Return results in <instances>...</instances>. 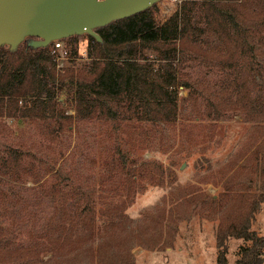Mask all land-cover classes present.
I'll list each match as a JSON object with an SVG mask.
<instances>
[{
	"label": "trees",
	"instance_id": "obj_1",
	"mask_svg": "<svg viewBox=\"0 0 264 264\" xmlns=\"http://www.w3.org/2000/svg\"><path fill=\"white\" fill-rule=\"evenodd\" d=\"M158 12L154 4L96 29L100 42L85 35L83 63L76 60L78 36L67 38L69 59L61 70L55 69L51 45L32 48L29 41L34 38H25L29 41L14 50L0 46V121L33 123L50 143L70 135L74 120H113L122 110L142 123L170 124L179 112L177 89L185 90L182 101L193 105L204 91L198 83L193 87L178 78L180 64L187 61L227 76L219 91L226 98L220 96L215 103L203 98L207 120H219L218 109L227 103L241 108L249 120H264V0H185L179 12L155 21ZM3 123L0 134L7 130ZM28 150L24 145L0 149V183H16L32 172L25 162L33 158ZM253 154L264 178V138ZM53 192L59 194L56 186ZM58 196L49 223L28 243H15L0 227V264H76L91 258L93 193L72 188ZM226 198L217 232L220 254L226 239H241L250 245L240 249L237 264H263L264 237L249 229L264 203V183L260 194L236 192ZM70 200L73 208L68 210ZM6 205L10 211H0V217L13 218V205ZM113 237V229H108L101 238L100 259L105 258L104 248L111 250ZM115 251L103 264H133L126 245ZM220 254L218 264H225Z\"/></svg>",
	"mask_w": 264,
	"mask_h": 264
},
{
	"label": "rangeland",
	"instance_id": "obj_2",
	"mask_svg": "<svg viewBox=\"0 0 264 264\" xmlns=\"http://www.w3.org/2000/svg\"><path fill=\"white\" fill-rule=\"evenodd\" d=\"M167 4L170 0L156 3L160 19L167 17L160 15ZM62 43L68 53L66 39ZM78 43L76 60L83 63L85 34ZM179 73L180 80L193 87L198 83L204 91L193 105L183 102L187 92L177 89L179 112L170 124L142 123L122 110L113 120H74L70 135L50 143L33 123L0 121L7 128L0 134V149L24 145L33 157L25 160L33 168L29 175L0 183V211L9 213L7 202L14 208L13 218L0 217L6 236L19 245L31 241L49 223L58 195L75 188L93 193L96 212L93 254L76 264H103L124 245L133 264H218L217 232L227 195L262 193L264 178L253 151L264 138V120H249L232 103L221 105L219 120H207L203 98L212 103L226 98L219 91L227 76L197 61L180 64ZM108 229L114 231L113 245L100 259L97 245ZM249 230L264 237V203ZM249 245L228 238L220 255L225 264H237L240 249ZM260 252L264 258V249Z\"/></svg>",
	"mask_w": 264,
	"mask_h": 264
},
{
	"label": "water",
	"instance_id": "obj_3",
	"mask_svg": "<svg viewBox=\"0 0 264 264\" xmlns=\"http://www.w3.org/2000/svg\"><path fill=\"white\" fill-rule=\"evenodd\" d=\"M160 0H0V46L14 50L27 37L32 48L88 35L142 12Z\"/></svg>",
	"mask_w": 264,
	"mask_h": 264
},
{
	"label": "built area",
	"instance_id": "obj_4",
	"mask_svg": "<svg viewBox=\"0 0 264 264\" xmlns=\"http://www.w3.org/2000/svg\"><path fill=\"white\" fill-rule=\"evenodd\" d=\"M185 0H170L171 5L167 4L164 5L161 9V16H168L171 14L170 12H179L180 11V5ZM173 7V11H170V8ZM165 17H162V19ZM155 21L161 20L158 17V14L154 17ZM49 45H51V54L54 56L55 60V69L61 70L63 68L64 61L68 58L67 50L65 49L62 40H54Z\"/></svg>",
	"mask_w": 264,
	"mask_h": 264
}]
</instances>
